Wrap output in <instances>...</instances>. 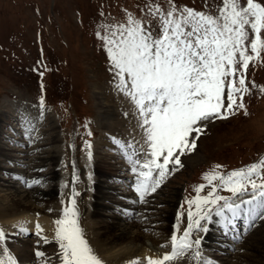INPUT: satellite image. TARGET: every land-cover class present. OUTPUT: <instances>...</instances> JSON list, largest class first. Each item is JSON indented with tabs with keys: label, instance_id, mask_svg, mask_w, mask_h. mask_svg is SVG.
<instances>
[{
	"label": "rangeland",
	"instance_id": "374dc122",
	"mask_svg": "<svg viewBox=\"0 0 264 264\" xmlns=\"http://www.w3.org/2000/svg\"><path fill=\"white\" fill-rule=\"evenodd\" d=\"M152 2L153 0H0V146L5 149L7 156L15 158L12 164L9 163L10 159L0 155V166L16 168L14 173L18 169L24 174H30L33 172L32 165L38 162V155L54 151L55 165L53 163L46 166L42 171L55 166L57 174L53 183L58 188L54 199L43 205L61 217L64 207L69 205L74 188L79 193L75 197L79 223L90 246L95 243L93 240L97 231L96 221L91 216L95 190L93 184L97 180L92 166L97 159L113 156V150L117 148V145L114 146L116 136L118 139L123 136L119 133L123 128L119 129L118 126L122 122L101 113L96 100L97 91H102L106 103L113 105L110 109L115 112L118 108L124 110L122 98L117 95V82L114 72L110 70L112 65L107 50L97 33L105 35L107 29L126 24L128 14L136 18L144 17L146 4ZM155 2L164 8L168 7L167 0ZM174 2L181 7L205 11L209 10L205 7L206 2L213 11L220 4V0ZM246 85L249 91L243 95L247 115L244 109H237L234 115H229L226 119L205 122L207 127L196 142L198 154H186L185 158H180L183 167L168 174L161 183L160 192L168 194L178 189L179 195L172 204L173 229L167 233L156 231L157 242L154 244L149 238L139 243L154 250L157 255L169 252L171 236L174 233L182 235L186 229L189 209L186 201L197 196L194 190L196 186L205 185L200 196H206L211 190V186L203 179L205 173L220 165L219 171L226 174L264 158V92L261 91L264 88V61L250 62L246 72ZM130 101L129 98V103ZM24 103L31 107L27 112L23 108ZM105 122L113 124L110 126L107 123L109 128H103ZM44 143L49 145L37 148V144ZM87 144L91 145L90 149ZM106 144L107 146H103ZM118 147L121 148V144ZM22 149L27 153H19ZM120 171L119 175L132 174L129 186L135 179L134 173L123 172V169ZM5 173L0 169L1 179L14 183L18 181L17 178L10 179ZM74 175L78 177L75 181ZM109 178L105 179L106 184L116 186L119 193L127 191L120 186H125L124 183ZM1 183L3 182L0 180ZM42 183L43 186L49 185L48 181ZM2 188L0 186V204L5 202L4 195L9 193ZM151 194L157 195L156 192ZM218 194L232 196L224 189H219ZM249 197L250 193H246L243 197L233 199L239 202L240 199ZM116 198L117 195L109 194L104 202L108 203V200ZM123 200L130 202L125 198ZM131 200L138 201L136 198ZM165 206L162 204L159 208H171ZM192 210L195 211V205ZM140 215L143 216L139 213L138 216ZM260 220L258 215L255 221L257 227L255 225V229L243 235L244 240L232 242L234 245L230 250V257H238L248 238L262 229L259 227L262 223ZM201 225L206 228L208 221H201ZM216 225L214 232L219 230ZM203 233V230H193L192 239L203 236ZM144 234L148 237L154 235L150 229L144 231ZM139 244H131L130 247H138ZM199 251L205 255L212 254L207 247L199 248ZM204 258L205 260L201 257L203 260L197 261V264H214L208 256Z\"/></svg>",
	"mask_w": 264,
	"mask_h": 264
},
{
	"label": "snow or ice",
	"instance_id": "6c2138e0",
	"mask_svg": "<svg viewBox=\"0 0 264 264\" xmlns=\"http://www.w3.org/2000/svg\"><path fill=\"white\" fill-rule=\"evenodd\" d=\"M167 5L164 8L153 0L146 4L144 17L128 14L126 24L107 29L105 35L97 33L107 50L116 88L134 104L144 132V159L128 156L132 171L137 173L136 191L142 201L168 174L183 167L180 158L196 148L207 127L205 122L226 119L237 109H244L247 115L243 95L249 91L246 72L250 62L264 61V0H220L214 11L207 2L208 11L181 7L174 0H167ZM40 103L43 107V97ZM88 155L91 158L90 151ZM220 167L216 165L203 176L211 186L207 195H199L205 185H198L194 189L197 196L186 201L188 226L182 235L171 236V251L146 257L147 264H178L189 254L200 259L201 240H193L192 232H207L201 221L210 222L213 215L225 228L234 227L242 215L249 220L258 215L264 219V158L226 174ZM39 183L33 180L28 186ZM219 189L232 196L219 195ZM246 193H250L248 199H233ZM77 195L73 188L69 205L54 221V242L59 249L56 258L59 264H104L80 226ZM36 227L40 235L43 229L39 224ZM42 239L45 244L52 242ZM5 241V231L0 228V264H18ZM35 256L41 264H52V257L39 248Z\"/></svg>",
	"mask_w": 264,
	"mask_h": 264
},
{
	"label": "bare ground",
	"instance_id": "6f19581e",
	"mask_svg": "<svg viewBox=\"0 0 264 264\" xmlns=\"http://www.w3.org/2000/svg\"><path fill=\"white\" fill-rule=\"evenodd\" d=\"M117 95L122 98L124 110L117 107L118 111L115 112L113 109H110L113 105L110 106L106 103L103 92L97 91L96 93V100L101 109V113L108 115L112 120H119V123L122 122L120 125H117L119 129L120 127L121 129L123 128L119 130L120 135L123 136H121V139H118V136H116L117 139L115 140L117 141H114V146L117 145V148L113 150V156L107 155L97 159L92 166L97 180L93 184L95 190L92 197L91 216L96 221L95 227L97 231L95 232V239L93 240L95 243L91 244V247L104 264H131L132 261H139V264H147L146 257H159L160 255H157V252L149 250L143 244L139 243L149 238L154 244L157 242L156 231L167 233L173 229V225H171L174 210L172 204L178 198L179 190L174 189L172 192L166 194L165 192H160V186L155 191L157 195H152L150 191L148 192L150 195L148 196V193H146L143 201L141 200L140 194L135 190L137 173L132 171L133 164L129 161L128 156L132 155L133 160L137 158L143 160L147 145L144 140L143 129L140 127V118L134 104L132 101L129 103V98L121 91L118 90ZM23 108L27 112L26 110L31 107L29 104H25ZM126 117H128V120ZM107 123L110 126L113 124ZM107 123H103V128H109L107 127ZM117 131L114 132L116 133ZM120 144L121 148L118 147ZM37 145V148H41L49 144ZM103 146H107V144ZM11 151L14 152L16 150ZM19 153L25 154L27 152L22 149V152ZM44 153L45 155H38L37 163H32L33 172L30 174H24L18 169L17 173H14L13 170H16V168L0 166V169L6 172L7 177H10L12 180L18 179L14 183L0 178L3 182L0 184L3 187L2 190L9 191V193L7 192L8 194L4 195L5 202H1L2 204H0V228L5 231V244L10 252L17 257L18 264H41L40 258L35 256L37 248L44 251L47 256L52 257V264H59L56 258V253L59 249L58 245L54 242L56 229L54 221L61 217H58V214L51 212L46 205H43V203L54 199L58 187L53 183L57 174L55 166H52L48 171H42V169L46 166L53 165V163L55 165L56 162L54 151H46ZM186 154L195 156L198 154V151L195 148ZM186 154L181 156V158H185ZM0 155L6 156L7 159H10L9 163L13 164L12 160H15V158L7 156L8 154L1 146ZM109 160H113L114 162ZM181 163L183 164L182 160ZM122 169L123 172L134 173L135 179L129 186L128 184L131 181L129 179L132 174L130 176L124 173L119 175L118 173ZM109 177H112L121 184L124 183L125 186H120L125 187L124 190L127 191L125 193H119V189L116 186L106 184L107 181L105 179L109 180ZM124 179H126V182ZM33 180H40L41 183L29 187L28 184ZM42 181H48L49 185L43 186ZM109 194L117 195L118 198L108 200V203H105L104 201ZM124 198L130 202L126 203L123 200ZM135 198L138 201L131 200ZM37 204L41 206H37ZM162 204L171 208H159V205ZM139 213L143 214V216H138ZM252 223V220L242 215L235 221L234 227L229 226L225 228L220 218L214 216L210 222L208 221L206 227L208 231L204 232L203 236L196 238L201 240L199 248L207 247L212 252L210 255L201 254V257L205 260L204 256H208L214 264H264V219L259 226L262 229L256 235L248 238V242L241 247L243 252L239 253L238 257H230V250H232L231 248L234 245L231 240L238 242L236 240L237 238L243 239L242 235L248 232L250 228H253ZM37 224L43 229L40 235H37ZM215 224H217L216 228H219L217 232L213 231ZM185 226L187 228L188 222ZM146 229H150L154 235L150 237L145 235L144 231H147ZM42 237H47L52 242L45 244ZM131 244L133 246L139 244L140 246L130 247ZM201 257L196 260L192 259L191 254H189L186 259L179 261L178 264H197V261L203 260Z\"/></svg>",
	"mask_w": 264,
	"mask_h": 264
}]
</instances>
